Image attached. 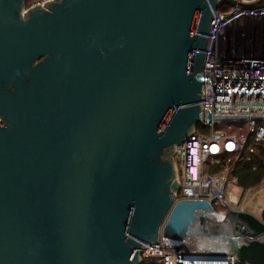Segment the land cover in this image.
<instances>
[{
	"label": "water",
	"instance_id": "95a60500",
	"mask_svg": "<svg viewBox=\"0 0 264 264\" xmlns=\"http://www.w3.org/2000/svg\"><path fill=\"white\" fill-rule=\"evenodd\" d=\"M25 1L0 0V264H143L202 210L264 264V216L175 201L169 150L204 117L215 9L239 0Z\"/></svg>",
	"mask_w": 264,
	"mask_h": 264
},
{
	"label": "built area",
	"instance_id": "2783aa9c",
	"mask_svg": "<svg viewBox=\"0 0 264 264\" xmlns=\"http://www.w3.org/2000/svg\"><path fill=\"white\" fill-rule=\"evenodd\" d=\"M48 1L32 0V3L45 5ZM215 11L217 16H213L207 34L202 66V73H208V78L203 83L200 104L204 117L199 124L207 130H199L197 125L183 144L175 148L179 157L175 201L203 200L214 209L225 211L236 208L239 199L231 191L237 184L233 168L226 166L209 173L208 167L224 159L231 161L234 154L242 151L254 152L258 144H264V45L259 46L260 54L252 55L243 51L239 43L244 34L264 30V1L239 0L226 9L218 6ZM196 51L192 52V60ZM224 121L239 124L226 128ZM221 203L225 209L219 208ZM196 220L200 224L199 217ZM207 235L200 232V237L209 238L200 240L204 244H195L192 234L174 246H167L162 239L155 244L144 243L141 259L162 264H239L235 251L219 241L215 244L216 236Z\"/></svg>",
	"mask_w": 264,
	"mask_h": 264
},
{
	"label": "trees",
	"instance_id": "16d2710c",
	"mask_svg": "<svg viewBox=\"0 0 264 264\" xmlns=\"http://www.w3.org/2000/svg\"><path fill=\"white\" fill-rule=\"evenodd\" d=\"M233 4L229 2H222L219 5L220 9H226ZM199 130H207V127H203L198 124ZM226 166L232 167V174L237 179V184L243 190L258 185L264 180V144H258L254 152L246 153L242 151L234 154L231 161L226 159L219 163L211 164L208 167L209 173H216L223 170ZM264 215V214H263ZM143 264H162L159 261H153L151 259H144ZM239 264H246L245 262H239Z\"/></svg>",
	"mask_w": 264,
	"mask_h": 264
},
{
	"label": "rangeland",
	"instance_id": "374dc122",
	"mask_svg": "<svg viewBox=\"0 0 264 264\" xmlns=\"http://www.w3.org/2000/svg\"><path fill=\"white\" fill-rule=\"evenodd\" d=\"M239 43H240V46L242 47L243 51H246V52H248L249 54H252V55L260 54L261 52H260L259 46L262 45V44L264 45V30H262L259 33L244 34L242 37H240V42ZM222 124L226 128H228L229 124H232L233 127H236V126H238L237 124H239V122L224 121V122H222ZM169 150L171 151V156H172L173 160L175 162H177L179 157H178V155H176L175 148L174 147L173 148H169ZM262 182L264 183V180H262L261 183H259L258 185L249 188L248 190H243L241 187H239L238 184H235L234 186H232L231 187V191L235 195H237L239 197L238 203L236 204L235 207L236 208H244V209H247V210H250L252 212L257 213L260 216H263V212H262L261 209L258 208V206H255V208L254 207L248 208L246 206V203L249 200L248 196H249V193H250L251 189L261 185ZM262 203H264V197L262 198V200H261V202L259 204H262ZM219 208L220 209H225L226 206L221 203L219 205Z\"/></svg>",
	"mask_w": 264,
	"mask_h": 264
},
{
	"label": "bare ground",
	"instance_id": "6f19581e",
	"mask_svg": "<svg viewBox=\"0 0 264 264\" xmlns=\"http://www.w3.org/2000/svg\"><path fill=\"white\" fill-rule=\"evenodd\" d=\"M263 192H264V183L262 182L261 185L251 189L249 194L252 195L251 197H253V198L246 203V206L248 208H252V207L255 208V206H257L261 202V199L263 198L262 196H264ZM201 218L203 220H201L200 224H198V226L196 225L197 227L194 228L192 231H190V234H192L196 239V241H194V243L195 244H198V243L204 244V243H201L200 240L205 241V240L209 239L208 237H205V236L200 237L199 236L200 231H202L201 233L203 235H207L205 233L208 231H213L214 233H215V231H218V237L214 238L215 244H219V242H221L224 246H226V243H225L226 241L222 237H220L219 234H221L222 232L229 231L228 230L229 227H227V223H224L225 225L222 224V222H219L216 219H214L213 214L207 213L205 211H202ZM215 223H218V225L213 226ZM221 243H220V245H221ZM206 244H209V243H206Z\"/></svg>",
	"mask_w": 264,
	"mask_h": 264
},
{
	"label": "flooded vegetation",
	"instance_id": "af4514ba",
	"mask_svg": "<svg viewBox=\"0 0 264 264\" xmlns=\"http://www.w3.org/2000/svg\"><path fill=\"white\" fill-rule=\"evenodd\" d=\"M36 5H39V4H35V3H32V0H26L23 7H22V12L23 14L26 13V11L31 8L32 6H36ZM13 89V88H12ZM3 120L0 119V123L3 124Z\"/></svg>",
	"mask_w": 264,
	"mask_h": 264
},
{
	"label": "crops",
	"instance_id": "0c3cea01",
	"mask_svg": "<svg viewBox=\"0 0 264 264\" xmlns=\"http://www.w3.org/2000/svg\"><path fill=\"white\" fill-rule=\"evenodd\" d=\"M251 196H252V195L249 194V200H251V199L253 198V197H251ZM262 197H264V196H262ZM249 200H248V201H249ZM261 200H262V199H261ZM257 206H258L259 209L262 210V212H263V214H264V203H262V204H258ZM263 216H264V215H263Z\"/></svg>",
	"mask_w": 264,
	"mask_h": 264
}]
</instances>
